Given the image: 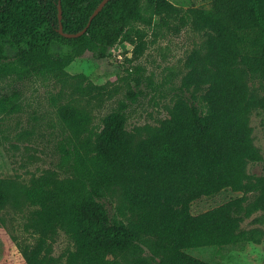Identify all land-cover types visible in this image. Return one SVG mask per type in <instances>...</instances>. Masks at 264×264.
<instances>
[{
	"label": "trees",
	"instance_id": "16d2710c",
	"mask_svg": "<svg viewBox=\"0 0 264 264\" xmlns=\"http://www.w3.org/2000/svg\"><path fill=\"white\" fill-rule=\"evenodd\" d=\"M101 1L0 0V79L59 83L50 102L66 131L55 167L28 183L0 178V212L33 207L25 229L36 239L18 263L211 264L185 250L260 244L264 230L241 224L264 212V177L247 172L262 160L250 116L264 109V96L251 93L248 79L264 81V0H209L186 12L170 0H109L84 34L60 33L83 30ZM172 21L206 41L186 58L168 116L128 130L124 104L95 129L82 99L102 88L65 68L86 55L106 58L135 23ZM18 98L13 89L0 106L17 111ZM224 189L242 196L192 214L193 201ZM59 231L73 249L56 258ZM9 254L7 247L0 264H14Z\"/></svg>",
	"mask_w": 264,
	"mask_h": 264
},
{
	"label": "rangeland",
	"instance_id": "374dc122",
	"mask_svg": "<svg viewBox=\"0 0 264 264\" xmlns=\"http://www.w3.org/2000/svg\"><path fill=\"white\" fill-rule=\"evenodd\" d=\"M170 2L182 12L191 7L209 6V0ZM173 23L160 26L135 23L128 39L111 48L106 58L86 55L65 68L69 75L83 74L93 85L102 88L101 96L95 91L94 95L82 99L95 129H101L103 119L124 104L128 130L145 124L158 125L168 116V109L179 94L181 79L187 71L186 58L193 50L203 51L206 41L204 32L190 26H179L176 30ZM12 80L11 75L0 79V99L9 96L13 89L19 92L17 111L10 112L8 107L0 106V178L28 183L32 177L55 167L61 158L59 147L64 143L66 131L50 102L60 84L43 79L17 83ZM248 84L252 94L264 96L263 80L250 77ZM250 125L262 160L249 163L247 172L253 177H264V109L253 110ZM240 196L241 192L224 189L214 196L193 201L191 212L199 214ZM253 198L250 194L249 200ZM31 210L33 207L28 205L20 210L8 206L0 212V259L8 247L9 260L19 264L23 248L34 244L36 237L25 229ZM258 217L261 221L254 222ZM241 228L264 230V212L246 218ZM71 249L72 241L65 232L59 231L53 244V256L58 258ZM185 252L211 264H264V238L260 244L206 246Z\"/></svg>",
	"mask_w": 264,
	"mask_h": 264
},
{
	"label": "water",
	"instance_id": "95a60500",
	"mask_svg": "<svg viewBox=\"0 0 264 264\" xmlns=\"http://www.w3.org/2000/svg\"><path fill=\"white\" fill-rule=\"evenodd\" d=\"M107 1H109V0H102L100 3H99V5H98V7L94 10V12L92 13V15L90 16V18H89V22H88V24H87V26L83 29V30H81L80 32H78V33H74V34H66V33H63V30H62V26H60V33L62 34V35H64L65 37H68V38H74V37H78V36H80V35H82V34H84L85 32H86V30L88 29V27L90 26V23H91V21H92V19L99 13V11L103 8V6L107 3ZM59 10H60V7H59ZM61 16V15H60Z\"/></svg>",
	"mask_w": 264,
	"mask_h": 264
}]
</instances>
